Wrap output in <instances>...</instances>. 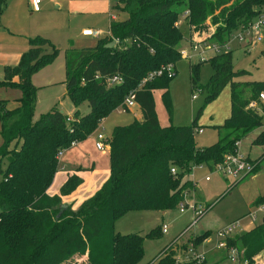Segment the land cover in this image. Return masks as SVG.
<instances>
[{"label": "trees", "instance_id": "obj_1", "mask_svg": "<svg viewBox=\"0 0 264 264\" xmlns=\"http://www.w3.org/2000/svg\"><path fill=\"white\" fill-rule=\"evenodd\" d=\"M119 2L121 7H114L124 17L111 21L109 35L98 38L93 46L64 51L66 96L75 107L86 102L87 113L76 109L73 120L67 121L69 115L54 106L33 118L37 87L31 77L59 53L48 39L30 37L29 48L19 62L3 68L0 87L18 88L21 96L13 111L0 101V264H136L144 253V239L159 238L161 226L145 234L120 233L115 231L116 221L130 211L178 207L195 189L190 178L192 166L204 164L212 169L234 151L237 140L262 125V116L246 106L264 92V80L246 81L242 87L232 82L241 71L233 69L230 51L206 60L213 68L204 86L209 91L206 101L232 82L230 115L218 126L223 132L210 145L195 142L197 118L184 126L160 125L152 90L167 91L173 77L161 75L141 87L138 84L149 72L181 58L179 44L184 35L177 21L183 10H187L188 25L194 28L203 27L210 18L215 29L209 41L223 44L257 15L264 0ZM4 5L5 0H0V14ZM114 38L120 43H114ZM200 64H190L191 84L196 88ZM96 73L99 78H95ZM114 75L122 82L107 86V79ZM246 87L248 96H244ZM130 90H135L141 119L113 127L107 138L110 172L105 182L75 209L62 202L61 196L48 195L46 190L58 167L57 152L94 133L100 121L122 105ZM165 104L170 108L169 99ZM258 139L264 143V130L254 142ZM257 165L256 161L255 168ZM173 167L175 173L171 172ZM81 182L75 174L68 176L61 195L70 194ZM263 201L264 196L257 204ZM209 235H199L194 242ZM228 243L242 249L243 258L254 264V256L264 249V221L231 237ZM167 247L147 264H192L175 263V249Z\"/></svg>", "mask_w": 264, "mask_h": 264}, {"label": "rangeland", "instance_id": "obj_2", "mask_svg": "<svg viewBox=\"0 0 264 264\" xmlns=\"http://www.w3.org/2000/svg\"><path fill=\"white\" fill-rule=\"evenodd\" d=\"M115 4L118 7H121L122 5L119 0ZM113 9V13L117 20L124 17V13L121 12L119 8L117 9L113 6L112 10ZM185 15H187V10H183L180 13L177 21V25L183 31L184 35V38L179 44L180 46L183 44L185 38L193 39V35H196L197 37H201L204 34L208 35L213 29H215V25L211 23L210 18L206 19L203 27L194 28L193 26H189ZM189 36H191V38H189ZM236 42L242 43L237 40H234L233 42L231 41V48L228 50L222 49L221 51H230L233 69L241 71L233 77L232 82H237L240 87H242L243 82L246 81H263L264 40L252 46L248 51L241 48V46H235ZM183 49L185 51L188 50V48L182 47L180 48V52H182ZM195 60L196 57L192 58V62H189L188 59L181 57L174 64L176 75L169 80L167 91L166 89L156 88L152 90V94L156 115L160 125L167 126L172 124L175 126H184L189 125L194 118H197V125L203 127V132L194 133L195 142L197 145H210L216 142L219 134L223 132V129H221V131L217 129L218 126H221L225 119L230 115V94L232 82L224 86L216 96L206 101V96L209 91L204 86L213 74V68L209 62L197 61L201 63L198 76L195 80V85L199 86V88L193 87L191 84L190 64L197 63ZM57 89L58 88H45L44 91L41 92V100L48 101V99L51 98V94L61 91V88ZM192 94H196L194 99L192 98ZM248 95L249 88L246 87L244 96ZM59 99L61 100L60 104L56 101L59 109L64 110L65 112L69 111L72 104L69 98L65 95H61ZM166 99H169L170 108H168L165 104ZM254 99L258 100L261 104L259 98ZM40 105L44 107V104L40 103ZM261 105L262 106L259 108L260 110L258 112L264 113V105ZM18 106L19 102H16L13 97H10L8 101H5V108L7 110L13 111ZM48 106H46V109H43L45 112L48 111ZM87 107L86 102L80 104V112H84ZM40 112H42V110L37 107L33 118L36 119ZM137 117H140L139 111ZM262 119L264 120V115ZM131 120V113L118 112L117 110V112H114L108 120L104 122L101 131L105 135L110 136L113 128L112 124H114L113 121H116V124H125L129 123ZM259 131L261 132V128H259ZM95 141V135L91 137L88 136L81 141L75 142V144H72L63 151L60 158L61 161L59 160L61 163L58 161V167L55 173L56 175L48 187L52 195L61 196V188L63 186L64 178L67 176L66 172L71 168L83 169L82 173L84 182L76 193V207H78L85 199L92 196L105 182L110 172L109 155L107 149H97ZM261 141V139H258L257 142L260 143ZM2 143L3 138L0 129V146ZM244 143L246 142L244 141ZM255 144L256 143H254V145ZM106 145L108 144L106 143ZM260 146H264V144H260ZM62 165H64V168H62ZM207 174H209V171L195 168L193 171V178L190 177L196 187V198L191 193L192 197L187 199V201L201 204L204 207H207V211L198 223L199 229L196 227L194 230L183 233V236L180 238L181 240L178 241L182 244H179L181 248H186V244H190L191 241L194 242L195 237L199 235L202 236L207 232H210L211 234L210 230L214 232V229L217 226L234 220V218L246 215L249 212L255 211L256 207L255 204L252 205V202L264 196V168L262 170V174L256 179H252L251 181L244 184L242 183L236 187L234 186L229 192L226 191L230 183L229 179H223L216 173H212L210 174V179L206 180L205 176ZM184 207L186 208L183 212L179 211L180 207L178 206L174 209L167 210L164 215L160 214L161 212L159 211H153V213L149 211L145 213L131 212L116 221L115 231L121 233H128L139 229L146 232L150 229V224H155L154 226H156L157 224L161 225V223H165L168 226L167 232L163 233L161 231L162 235L160 236V240L151 238L144 239V253L142 258L136 264L149 263L161 252V250L164 249L165 246L174 248L175 253L179 252V246L175 245L176 242H174V244H171V242L187 225H185V223L189 219L191 211L187 208V205H184ZM248 209L250 210L249 212ZM263 216L264 211L257 212L254 220L255 222L250 218L246 219L241 217L243 230L246 229L249 223H252V225L258 222L260 223ZM258 224H255V226ZM209 237L210 238L206 245H212L215 242L214 235L211 234ZM206 238H204L201 242L205 241ZM201 242H198L197 244L194 242L197 251H202L199 248V244ZM263 254L264 253L261 255ZM216 264L233 263L225 257Z\"/></svg>", "mask_w": 264, "mask_h": 264}, {"label": "crops", "instance_id": "obj_3", "mask_svg": "<svg viewBox=\"0 0 264 264\" xmlns=\"http://www.w3.org/2000/svg\"><path fill=\"white\" fill-rule=\"evenodd\" d=\"M117 2L118 0H40L37 8H33V6L28 0H5L4 8L0 14V80L3 79V68L7 65H11V66L16 65L19 62L23 52H25L29 48L28 39L30 37H35V36L44 37L59 49V53L50 64L39 69L31 77V81L33 85L37 87L34 115L37 107H39L40 110H42V112H40L39 115L45 112L43 109L44 108L46 109L47 108L46 106L48 105H49L48 110L54 106H57L59 108L56 101H58V103L60 104L61 100L59 99V97L61 95L66 96V88L64 82L65 81V56H64L65 49L69 47L72 48L89 47V46H93L96 43L98 38L82 35L81 31L82 29L85 28L99 29L102 32L101 37L105 36L109 31V25L111 21L116 20V16L113 13L114 9L112 10V8ZM213 31L214 29L208 35L204 34L201 37H197L196 35H193L192 37L193 39L185 38L180 48L186 47L189 50V44L191 41L202 40V39L209 40V37L213 33ZM189 38H191V36H189ZM233 41L234 40H232V42ZM235 46H241V48H243L244 50L246 49L243 43L236 42ZM209 55L210 57L213 56V54L211 53H209ZM195 62L197 61L195 60ZM45 88H52V89L61 88V91L51 94V98H49L48 101H43L41 100L42 97L41 92H43ZM20 96H21V91L18 88L0 87V101L2 100L8 101L10 97H13L17 102ZM40 103L44 104V107L41 106ZM133 108H131L126 112L132 114V119L133 118L141 119V110L139 105L136 104ZM76 109H78L80 112L79 106L75 107L74 105L71 104V108L69 109V111L67 112H65L64 110L62 111L63 113L72 115ZM88 110L89 108L87 107L84 110V112L81 111L80 113L85 114L88 112ZM117 110L118 109L114 110L107 117L103 118L100 121L97 130L94 133L90 134L89 136L90 137L94 135L96 136L98 132H102L101 128H103L104 122H106L114 112H117ZM138 111L140 112L139 118L137 117ZM113 123L114 124H112V127L117 125L116 121H113ZM197 128H201L202 129L201 132H203L202 126H198ZM259 128H261V131L264 130L263 119H262V125ZM259 128H256L250 131L248 134H246L244 136L246 138L243 137L245 140L243 138L240 139V151L249 159L257 161L258 164L257 168L253 172L236 180L225 178L217 174L223 179L230 180L229 186L226 189V191L229 192L232 187L234 186L236 187L241 185L242 183L244 184L246 182L251 181L252 179H256L258 176L262 174V170L264 168V150H263L264 146H260V144H262L261 142L260 143L254 142L257 135L260 133ZM0 129H1V122H0ZM105 136L107 138L109 137L107 135ZM244 141L246 143H244ZM254 143L258 145L256 144L254 145ZM198 146H207V145H198ZM105 149H107V151L109 152V145H106ZM62 168H64V165H62ZM194 169L195 168H193L190 172L191 178H193ZM197 169H205L209 171V169L207 168H197ZM82 170H83L82 168L81 169L71 168L70 170H67L66 172L67 176H65L64 178V182H65L68 176L75 174L79 176L82 180V182L70 194L61 195L62 202L66 204H72L73 209L77 208L76 193L79 190V187L84 182ZM55 175L56 174H54V176ZM207 175L210 176V173ZM46 192L48 195L52 196V194L49 191V188H47ZM191 193L196 198V194H195L196 187ZM254 201L252 202V205L255 204L256 207V205H258L259 203L256 204L257 200L255 201V203ZM166 211H159V212H161L160 214L164 215ZM249 211L250 210L248 209V212ZM131 212L145 213L148 211H130L128 213ZM149 212L153 213V211H149ZM247 214L240 216L238 218L244 217L248 219ZM190 218H191V213L185 225L188 224ZM263 218L264 216L262 217L260 222L263 221ZM225 224H221L217 226L214 229V232L220 227L224 226ZM255 224L252 225V223H249L246 229L243 230V228H241L240 232L235 234L234 237L242 235L243 233L249 231L255 226ZM154 225L155 224H150V229L155 227ZM159 226H162V223ZM197 229H199V224L197 226ZM167 230H168V226H167ZM210 231L211 234L214 235V232L212 230ZM132 232H140L142 234H145L147 231L143 232L142 229H139V230H134ZM209 236L205 239V241L199 244V248L205 252L209 264H216L220 260L226 257V252L225 250L219 249L215 246L216 239L212 245H206L207 241L210 238ZM157 239L160 240L161 238L159 237ZM262 253H264V249L259 254L255 255L254 259L264 258V254L261 255Z\"/></svg>", "mask_w": 264, "mask_h": 264}, {"label": "built area", "instance_id": "obj_4", "mask_svg": "<svg viewBox=\"0 0 264 264\" xmlns=\"http://www.w3.org/2000/svg\"><path fill=\"white\" fill-rule=\"evenodd\" d=\"M33 8H37L40 0H28ZM82 35L91 36L93 38H100L102 32L99 29L93 28H85L81 31ZM109 31L106 35H109ZM264 39V8H262L257 15L246 25H242L239 27L237 31H235L230 38L224 42L223 44H219L214 41H209L208 39L202 40H193L189 44V50H182L181 57L192 61V58L196 57V61H205L207 60L211 54L220 53L222 49L228 50L231 48V41L237 40L238 42H242L243 45L246 47L245 50H249L255 44L261 42ZM114 43L119 44L120 41L117 38L113 39ZM175 65L173 63H167L155 69L147 74L145 78L141 80L138 84V87H141L146 81L159 77L161 75H166L167 77L171 78L176 75L175 73ZM95 78H99V74H95ZM84 79H82V82ZM122 82V78L119 75H114L107 79L106 85L112 86L117 85ZM199 90V89H195ZM134 91L130 90L127 95L124 97L122 105L119 106L117 109L119 112H126L133 108L136 104H138L134 98ZM196 94H192V98H195ZM259 100L261 104L264 105V92L259 93ZM258 100H250L246 106L247 109L255 110L259 115L263 116L264 113H259V108L262 106ZM73 118L71 115L67 117V121H72ZM201 128H196L195 132H201ZM107 143V137L102 133L98 132L96 134V142L95 146L98 149L105 148ZM74 144V143H73ZM108 144V143H107ZM64 149H60L57 154L56 158L58 161L60 160ZM256 166V161L251 160L246 157L240 151V140H237L234 143V151L231 153H227L221 162L215 163L213 168L209 170V173H216L221 175L225 178H230L233 180L239 179L251 172L254 171ZM207 168L204 164H198L192 166L193 168ZM171 172L175 173V168H171ZM191 172V171H190ZM210 176L206 175L205 179L209 180ZM187 205V208L191 211V218L186 225V227L181 230V232L177 235V237L171 242L179 246V240L183 236V233L187 231L194 230L199 223V220L205 215L207 211V207H204L201 204H197L196 202L187 201L185 200L183 203L179 205V211L183 212ZM259 211H264V202L259 203L256 205V210L249 212L247 217L250 218L252 221L256 218V213ZM242 218L234 219L224 226L220 227L214 232V236L216 239L215 246L219 249H223L226 252V257L230 262L233 264H249L248 260L243 258V250L237 248L233 244L228 243V239L234 237L235 234L239 233L242 225H241ZM161 231L163 233L167 232V225L162 224ZM182 245V244H180ZM179 252L175 254V263L180 262H190L192 264H209L203 251H197V248L193 241L190 244H186L185 249H179ZM181 252V253H180ZM254 264H264V258L262 259H254Z\"/></svg>", "mask_w": 264, "mask_h": 264}, {"label": "water", "instance_id": "obj_5", "mask_svg": "<svg viewBox=\"0 0 264 264\" xmlns=\"http://www.w3.org/2000/svg\"><path fill=\"white\" fill-rule=\"evenodd\" d=\"M60 112H61V113H63V111H62V110H60ZM263 221H264V218H263Z\"/></svg>", "mask_w": 264, "mask_h": 264}]
</instances>
